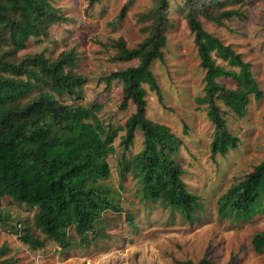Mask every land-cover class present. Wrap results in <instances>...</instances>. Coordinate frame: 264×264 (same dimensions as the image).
Segmentation results:
<instances>
[{
  "label": "rangeland",
  "instance_id": "1",
  "mask_svg": "<svg viewBox=\"0 0 264 264\" xmlns=\"http://www.w3.org/2000/svg\"><path fill=\"white\" fill-rule=\"evenodd\" d=\"M168 1L164 60H155L151 67L161 98L144 86L146 115L181 139L177 160L188 190L199 197L198 219L191 221L160 201L144 199L137 179L122 168L126 158L132 160L142 151L144 135L137 131L133 143L125 147L126 122L136 107L125 99L123 81L111 75L138 65L137 59L119 60L118 42L124 41L130 49L145 42L149 34L143 30L152 21L141 16L154 12L156 0H54L66 21L53 24L47 36L31 38L20 56L44 54L54 60L63 51L76 52L75 64L66 68V73L85 78L82 98L64 95L60 99L76 107L101 108L97 115L104 126L118 130L108 158L111 175L105 182L117 191L123 211L104 213L105 236L87 249L75 245L66 251L52 240L33 249L19 236L30 228L45 239L32 228L37 210L4 199L0 214L9 218L0 222V247L7 246L9 251L1 259L8 258L9 264H197L206 257L211 264H264V253H256L252 246L254 236L264 231V203L248 221L222 218L218 212L224 194L264 161V0H195L203 27L249 62L263 91L261 99L251 96L243 117L218 100L229 131L239 138L238 147L225 155L212 152L215 125L208 116V105L197 101L205 94L206 71L186 21V2ZM204 4L217 14L233 9L240 15L218 25L204 14ZM218 63L227 65L221 59ZM218 82L228 89L238 87L233 78L222 77ZM132 216L136 228L130 223ZM69 235L78 242L74 228L69 229Z\"/></svg>",
  "mask_w": 264,
  "mask_h": 264
},
{
  "label": "trees",
  "instance_id": "2",
  "mask_svg": "<svg viewBox=\"0 0 264 264\" xmlns=\"http://www.w3.org/2000/svg\"><path fill=\"white\" fill-rule=\"evenodd\" d=\"M151 20L144 32L149 36L137 48L118 42L119 60H138L136 67L115 72L111 78L124 83L125 99L136 110L126 122L123 142L128 148L137 131L143 132L144 148L132 160L126 158L122 168L130 171L141 187L144 199L160 201L172 212L195 221L201 207L199 197L191 193L183 180V169L177 160L182 141L171 129L147 118V85L161 98L152 71L155 60H164L169 21L168 0H156ZM186 21L194 33L200 64L205 69L204 96L197 99L208 105V116L215 125L211 143L214 154L225 155L238 147L239 138L232 134L223 117L218 100L239 117L246 114L251 96L263 97L251 65L231 44L208 32L199 20L201 12L195 0H185ZM204 14L217 23L240 15L237 10L212 12L202 6ZM66 18L59 14L54 0H0V209L4 199L25 204L37 213L34 226L45 239L29 229L20 239L33 249L52 240L64 250L75 245L87 249L103 234V215L121 212L117 191L105 182L111 175L108 158L114 151L118 130L104 126L97 113L101 108L76 107L60 98L64 95L80 99L85 78L68 74L75 64L76 52L63 51L56 59L44 54L20 56L31 38L47 36L53 24ZM218 59L226 62L223 66ZM233 78L237 89L220 84V78ZM264 203V161L224 194L219 201V215L248 221ZM9 217L0 214V222ZM130 223L136 228L133 216ZM74 228L78 242L71 240ZM19 232V230H16ZM252 246L264 253V231L257 233ZM9 248L0 247V264H9ZM197 264H211L204 257Z\"/></svg>",
  "mask_w": 264,
  "mask_h": 264
}]
</instances>
